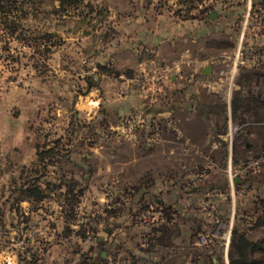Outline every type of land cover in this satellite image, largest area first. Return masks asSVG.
<instances>
[{
  "label": "rangeland",
  "instance_id": "374dc122",
  "mask_svg": "<svg viewBox=\"0 0 264 264\" xmlns=\"http://www.w3.org/2000/svg\"><path fill=\"white\" fill-rule=\"evenodd\" d=\"M35 2L36 7L42 2L40 10L38 7V10H32L28 2L25 4L27 14L6 12L7 7L0 6V157L3 156L5 146L9 145L21 146L20 152L23 154L19 152L18 156L24 162L32 157L35 145L38 153L57 147L59 155L63 156L56 157L61 158L63 166L78 170L88 168L92 174L84 179L86 184L81 187L76 214L71 217L73 220L68 225L75 230L70 237L56 235L64 222L58 217L62 213L58 200L61 196L55 190H47V200L42 207L30 210L42 215L40 224L23 219L17 209L12 214L10 209L8 218L16 220L21 231L15 235L17 232L13 230L14 236L6 240L5 226L0 222V264H31L28 257L25 262L20 260L17 252L18 249H25L26 254L29 253L27 250L33 254L37 235L39 239L46 240L55 237L50 248L57 252L62 251L59 248L61 245L69 243L67 251L73 254L69 261L79 264L88 263L90 245L93 255L96 247H111L113 242L107 241L99 246L98 236L107 235L114 241L117 230L136 223V218L131 217L135 212L132 207L124 205L122 199L118 206L122 195H119L122 187L120 184L133 188L139 183L155 181L157 175L137 174L136 170L140 166L180 160L161 156L167 148L161 136L154 135L151 140L138 141L139 126L136 123L142 118L170 117L167 112L171 111L166 109L171 103L180 104L171 114L173 117L180 113L182 104L205 101H216L220 108L215 111L219 114L213 117L219 116L231 121L228 127L231 139L221 140L222 144L227 147L231 145L232 149L231 154L222 161L228 176V184L222 186L225 196L231 190L237 210L232 219V241L228 257L225 259L222 255L220 264L230 263V251L234 258H243L249 263L254 259L257 261L253 264H264V135L261 132L264 128L261 125L264 121V78L260 77L261 72H264V15L257 11H252L250 17L240 15L233 30L236 35L222 38L220 47H214L216 51L212 53L211 59L228 58L230 63L217 69L216 75L211 78L208 86L210 90H207L209 95L194 86L198 83L196 80L185 87L180 84V93H171L163 88L159 90V86L152 90L150 77L130 78L132 76H128L126 71L121 72L133 67L136 62L124 57L129 51L118 55V66L110 62L108 76L99 74L97 63L103 44L95 43L91 37L97 19L94 20L93 16H80L73 23L74 17L54 11L51 0ZM164 2L169 4L168 0L159 1L161 4ZM131 13V16L139 14L138 9L131 10ZM246 18L249 21L244 27ZM81 19H85V22L82 20L83 25L78 27ZM130 21L124 20L120 27L123 30L126 28L127 34L131 32L129 37H134L138 31L135 24L130 27ZM85 23L87 25L83 27ZM174 26L177 31H188L184 25ZM174 26L165 25L166 32ZM98 29L100 32V27ZM192 44L188 40H179L172 57L178 54L179 48ZM118 48L109 45L107 49ZM159 68L164 69V65ZM220 69L224 74L219 72ZM96 72L98 76H94ZM210 73L211 69L200 74L208 77ZM88 76L93 77V84H89ZM183 80L189 79L185 77ZM183 80L180 82L183 83ZM155 81L163 85L165 78L159 77ZM247 97V105H243L242 99L245 101ZM137 103L146 104L147 110H138L135 106ZM187 112L190 117L195 113L194 110L190 113L188 109ZM197 114L204 116L202 110L197 111ZM102 118L106 121L105 127L100 123ZM27 134L28 140H25ZM51 161L50 157H45L48 172L43 180L49 181L57 176L60 162ZM11 175L12 171L0 175V188L3 182L9 181ZM238 176L241 178L239 182L235 180ZM75 178L81 180L78 176ZM189 178H194V175L190 174ZM0 196V203L7 200L1 190ZM23 214L32 215L29 211ZM107 215L111 216L106 219ZM83 228L86 230L82 231ZM204 229L199 228L197 232ZM28 238L34 239L32 245H26ZM233 241L235 244L232 246ZM84 245L86 249H83ZM203 248L205 253L211 250ZM199 254L202 255L201 252ZM44 263L52 264L49 255L39 257L38 262L35 260V264Z\"/></svg>",
  "mask_w": 264,
  "mask_h": 264
},
{
  "label": "crops",
  "instance_id": "0c3cea01",
  "mask_svg": "<svg viewBox=\"0 0 264 264\" xmlns=\"http://www.w3.org/2000/svg\"><path fill=\"white\" fill-rule=\"evenodd\" d=\"M255 1L260 4L254 5L251 10L264 15V2ZM94 2L101 4L105 9L103 14L99 15L101 18L97 20L96 26L92 29L93 32L89 31L92 32L91 37L95 39V43L97 41L103 44L97 65H106V69L98 68L99 74L103 73V76H108L110 62L118 66V55L129 51V54H124V57L128 61L134 59L136 62L133 67L121 72L126 71L128 76H132L130 78L150 77L152 90L159 86V90L163 88L164 91L171 93H180L181 91H178L180 84L185 87L196 80L198 83L194 86L200 87L202 93L205 92L207 95H209L208 86L212 81L211 78L216 75L217 69L230 63L229 60L211 59L212 53L216 51L214 47H220L222 38H231L236 35V31L233 30L237 20L248 10L245 0H239L237 4H233L230 0H168L169 4L164 2V4L159 3L160 5L155 0H124V2L123 0H95ZM134 9H138V16H131V10ZM214 10L218 14L212 18L211 13ZM97 12L96 5L95 10L89 16H93L95 20L94 15ZM72 17L75 18L72 20L74 23L80 14L75 13ZM126 19L131 20L130 27L135 24L136 31H138L136 36L129 37L131 32L127 34L128 30L125 28V31L120 27ZM81 22L82 20H79V23ZM83 23L78 27H81ZM86 25L87 23L83 27ZM165 25H184L188 31L187 33L177 31V27L174 26L171 31L166 32ZM98 27H100V32H98ZM70 30L72 31V28ZM181 39L193 44L181 49L178 47V54L172 57ZM109 45L111 48H119L109 50L107 49ZM209 46H212L211 49H208ZM157 64L164 65V69H160ZM207 66L210 67L211 73L208 77H203L200 73H205L203 70ZM98 73L96 72L94 76H98ZM159 77L165 78L163 85L156 83L155 80ZM185 77L189 80H183ZM88 78L93 79L92 76ZM180 80H183V83ZM184 105H181L180 113H176L173 117L171 114L180 104L171 103L167 107L166 111H171V113L167 112L170 117L142 118L136 123L139 126L138 141L151 140L154 135L161 136L160 139L167 143L164 155L161 154V156L180 160L161 162L154 166H140V169L136 170L137 174L157 175L156 182L154 181L152 185L145 186L146 183H139L133 188H126L127 184H120L122 187L119 195H122L118 200V206L122 199L124 205L132 207V211L135 212L131 217L136 218L134 219L136 223L125 225V229L117 230V238L114 241L107 235L98 236L99 246L105 241L113 242V245L104 246L102 249L96 247L94 255L90 245L88 248L90 250L89 261L84 264H95L94 261L98 255L101 257V264H217L222 260L221 254L214 252L215 247L210 248L209 252L213 253L206 254L205 249L195 243V237L199 228L207 227L214 222L215 214L222 213L230 218L236 214L235 198L232 197L231 190L225 196L222 186L228 184L226 168H223L222 161L231 154L232 149L231 145L227 147L222 144L221 140L231 139L228 129L231 121L219 116L213 117L219 114L215 111L220 109L216 101ZM135 106L138 110H147L146 104L137 103ZM187 109L190 113L194 110L192 117L188 116ZM199 110H202L204 116H198L197 111ZM25 140H28V134ZM20 148L21 146L17 145L5 146L3 156L0 157V175L6 171L13 172L9 181L3 182L0 188L3 197L7 198L0 203V220L2 219L5 226L6 240H11L14 236L13 230L17 232L15 235L21 231L17 221L8 218L10 209H12V214L17 209L21 212L23 219L40 224L42 215L34 211L42 207L47 200L46 196L40 200H33L21 194L22 189L34 181L43 188L46 187L48 181L43 179L48 170L47 166L43 168L38 161L36 145L31 160L26 162L18 156ZM64 156L67 157V155ZM56 173L57 176L50 179L51 181H58V175L62 173H66L70 178L78 176L82 181L79 180L75 184V190L86 184L84 179L92 174L88 168L78 170L63 165L57 166ZM190 174L194 175V178H189ZM176 175L180 176L176 177ZM45 191L48 193L47 190ZM55 191L66 194L67 185L63 184ZM126 195L131 197L126 198ZM60 205L62 208V203ZM77 205L73 215L76 214ZM23 208L32 215H24V211H21ZM61 212L58 217L65 225H62L61 231L56 235L70 237L75 232L68 226L73 220L71 218L73 215L69 214V210L64 212L62 209ZM110 216L107 215L106 219ZM144 222L147 225H143ZM38 236L35 238L37 242L33 246V254L28 250L29 253L26 254L25 249H18L17 254L20 260L25 262L28 257L32 261L31 264H35V260L38 262L39 257L49 255L52 264H79L69 261L70 256L73 255L72 252L67 251L69 243L61 245L59 248L62 251L57 252L50 248V245L55 242V237L46 240L45 238L39 239ZM78 236L81 235L78 234ZM100 237L103 238L100 239ZM75 238L78 239V237ZM33 242L34 239L28 238L26 245H32ZM83 249H86L85 245Z\"/></svg>",
  "mask_w": 264,
  "mask_h": 264
},
{
  "label": "trees",
  "instance_id": "16d2710c",
  "mask_svg": "<svg viewBox=\"0 0 264 264\" xmlns=\"http://www.w3.org/2000/svg\"><path fill=\"white\" fill-rule=\"evenodd\" d=\"M35 0H0V6H5L7 7L6 12H11V13H17V12H21V14L25 13L27 14V7L25 6V4H27L28 2L31 3L32 10L33 9H38L40 10L41 8V3H39V5H37V7L34 5L36 4V2L34 3ZM95 0H51V4L54 7V11L57 13H63V14H67L69 17H72V15H74L75 13L80 14V16H89L93 10H95V7L97 5L98 7V12L96 15H94V17L98 20L99 18H101L99 15L103 14L104 6H102L99 3H95ZM264 2V0H262ZM4 2V3H3ZM4 4V5H2ZM14 4H16L14 6ZM37 9V10H38ZM30 10V11H32ZM98 16V17H97ZM83 20V19H81ZM85 21V20H84ZM14 31L12 30L11 33H13ZM48 36H51V33L47 34ZM99 69H106V65L103 64H98ZM128 73H131L128 71ZM89 83L93 82L91 78H88ZM101 124H103L102 126L105 127L106 121L102 118L100 121ZM93 133V132H92ZM59 145V144H58ZM57 145V146H58ZM60 154L59 149L57 147H51L49 149H45L43 151H39L38 153V161H40V164H42V167L45 168L47 166V162H44L45 157L48 156L50 157V161L51 163L53 162H60L59 165H63L62 164V160L60 157H56ZM59 156H63V155H59ZM68 157V156H67ZM69 158V157H68ZM39 164V165H40ZM44 170V169H43ZM90 170V169H89ZM43 174V173H42ZM59 178L58 181L54 180L51 181L49 180L48 182H46V187H42L41 185L37 184L36 181H32L33 183L29 184V186H27L26 188H23L21 191V194L24 196H28L29 198H32L33 200H40L42 198H44L45 196H47L48 193H46L45 190H57L58 188H60L63 184L67 185V191L66 194L64 193H59L57 192L56 194L61 196V198H59L58 200L60 201V203H62V209L64 210V212H66V210H69V214L73 215L72 213L75 211V206L77 205L78 201H79V195L81 194V188L75 190L74 186L76 183L79 182V180L75 179L73 176L67 177L66 173H62L60 175H58ZM154 181L150 180L149 182H144L146 183L145 186L148 185H152ZM131 186L127 185L126 188H130ZM222 214V213H220ZM224 215V214H222ZM2 221V219L0 220V222ZM1 224H3V221L1 222ZM212 225V224H211ZM209 225V226H211ZM209 226L205 227L208 228ZM68 231V228H66ZM82 231L86 230L85 228L81 229ZM198 233V232H197ZM100 243V242H99ZM233 243V242H232ZM241 260H239V262H241V264H247V261H245V259L240 258ZM95 264H101V257L98 255V257L96 258V260L94 261ZM235 263V260H234ZM231 263V264H234Z\"/></svg>",
  "mask_w": 264,
  "mask_h": 264
},
{
  "label": "built area",
  "instance_id": "2783aa9c",
  "mask_svg": "<svg viewBox=\"0 0 264 264\" xmlns=\"http://www.w3.org/2000/svg\"><path fill=\"white\" fill-rule=\"evenodd\" d=\"M230 2H232L233 4H237L239 0H230ZM245 2L248 4V10L246 15H249L250 17L253 11L251 10V7H253L256 4V1L245 0ZM247 21H249L248 18L245 19L244 27H246V25L248 24L246 23ZM222 60L227 61L228 58H222ZM235 65H237V62L235 63ZM219 72H221V74H224L221 69L219 70ZM230 86L232 87V83H230ZM232 231H233L232 218H226L220 213H217L215 214L214 222L212 223L211 226L196 233L195 243H197L201 247H207V248L216 247L218 251L227 255L229 244L232 237Z\"/></svg>",
  "mask_w": 264,
  "mask_h": 264
},
{
  "label": "flooded vegetation",
  "instance_id": "af4514ba",
  "mask_svg": "<svg viewBox=\"0 0 264 264\" xmlns=\"http://www.w3.org/2000/svg\"><path fill=\"white\" fill-rule=\"evenodd\" d=\"M260 77L261 78H264V72H261V74H260ZM262 87H264V82H262ZM248 98L249 97H247L246 99H245V101H244V98L242 99V104L243 105H247V101H248ZM242 105V106H243ZM235 108H236V106H235ZM262 127L264 126V121L262 122ZM261 132H262V136L264 135V128H262V130H261ZM222 215V214H221ZM223 216H225V215H223ZM227 218V217H226ZM230 218V217H229ZM233 219V218H232ZM231 239H232V237H231ZM232 241V240H231ZM231 241H230V244H231ZM230 244H229V246H230ZM235 244V242L233 241V243H232V246ZM214 252H217V253H219V255L221 254V258L223 259V256H224V258L225 259H227V257H228V253H229V248H228V252H227V255H225L224 253H221L220 251H218V249L215 247V250H214ZM209 254L210 253H213V252H208ZM208 253H206V254H208ZM223 255V256H222ZM234 260H235V263H234ZM239 260H241L240 258H234V255H232V251H230V263H229V261L228 262H226L227 264H231V263H234V264H241V262H239ZM254 261H257V260H254V259H252V262L251 263H249L248 261H247V264H253V262ZM217 264H220L219 262L217 263Z\"/></svg>",
  "mask_w": 264,
  "mask_h": 264
},
{
  "label": "water",
  "instance_id": "95a60500",
  "mask_svg": "<svg viewBox=\"0 0 264 264\" xmlns=\"http://www.w3.org/2000/svg\"><path fill=\"white\" fill-rule=\"evenodd\" d=\"M217 11H213L212 13H211V17L212 18H215L216 16H217ZM205 73H207V72H209L210 71V67L209 66H207V67H205L204 68V70H203ZM235 180L237 181V182H239L240 180H241V178L238 176V177H236L235 178ZM103 237H100V239H102Z\"/></svg>",
  "mask_w": 264,
  "mask_h": 264
}]
</instances>
